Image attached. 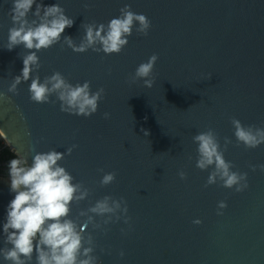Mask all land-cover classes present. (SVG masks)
Instances as JSON below:
<instances>
[{
    "label": "water",
    "instance_id": "1",
    "mask_svg": "<svg viewBox=\"0 0 264 264\" xmlns=\"http://www.w3.org/2000/svg\"><path fill=\"white\" fill-rule=\"evenodd\" d=\"M42 2L59 3L74 18L62 36L77 43L85 35L82 24H106L125 4L152 21L149 35L134 31L119 54L76 53L63 40L38 53L41 79L59 71L73 84L91 81L93 91L106 90L98 112L86 118L62 112L59 102H32L31 80L19 85L18 95L7 91L22 72L27 50L5 48L12 3L0 0V92L11 98L0 101L1 135L29 160L33 145L37 152H66L78 145L60 163L92 191L73 204V218L106 195L128 202L131 228L121 219L105 226L107 233L85 229L93 232L100 264H264V171L249 167L264 164V145L237 147L231 123L235 117L264 126V0ZM153 54L159 55L153 87L143 80L130 84L136 68ZM104 112L111 118L104 119ZM209 127L222 146L225 137L232 139L225 157L234 171L248 173L250 187L244 192L219 184L204 187L211 169L196 167L198 146L192 138ZM100 168L115 171V182L100 186ZM182 169L187 180L178 176ZM10 183V176H0V248L7 206L15 197ZM221 200L228 204L223 216L217 215ZM195 219L203 223L196 225ZM0 264L8 262L0 258Z\"/></svg>",
    "mask_w": 264,
    "mask_h": 264
},
{
    "label": "clouds",
    "instance_id": "2",
    "mask_svg": "<svg viewBox=\"0 0 264 264\" xmlns=\"http://www.w3.org/2000/svg\"><path fill=\"white\" fill-rule=\"evenodd\" d=\"M11 3L9 15L13 26L8 30L5 48L13 50L22 46L27 54L22 55L24 67L21 74L14 77L7 91L18 95L19 85L31 80L28 92L32 102H59L62 112L86 118L98 112L100 102L106 97V90L100 87L93 91L91 81L73 84L59 71L41 79L39 70L42 64L38 53L63 40L76 53L92 50L106 55L119 54L129 44V37L134 31L146 37L152 28V21L146 14H138L130 4H125L119 9V16L106 24H82L85 35L77 43L71 36H62L66 28L74 25L75 20L66 14V9L59 3L48 6L42 0L40 3L37 0H11ZM84 7L87 9L91 6L85 3ZM158 60L159 55L153 54L141 63L130 76L129 83L143 80L145 87L152 88ZM34 72L36 75L33 77ZM211 77L212 74H209L208 79ZM10 99L6 93L0 92V101ZM103 118L110 119L111 113L104 112ZM231 123L237 147L242 145L251 150L264 145V126L245 125L235 117L231 118ZM192 139L198 146L196 167L201 171L211 169L205 188L219 184L241 193L250 187L248 173L234 171L235 164L225 157L228 146L233 143L230 137L224 138L222 146L216 130L209 127ZM77 147L73 144L66 152L56 149L37 152L33 145L31 152L35 154L31 160L17 152V158L8 162L10 191L15 193V197L7 206L6 222L3 224L5 246L0 248V258L8 264H100V257L95 255L93 232H86L85 229L91 227L93 231L103 230L107 233L109 229L105 226L121 219L131 228L128 202L123 196L115 198L106 195L87 209H81L77 217H72L73 204L80 205L92 191L84 181L76 182V178L60 163ZM249 167L253 172L257 168L264 171V164H250ZM98 171L104 173L99 181L100 186L115 182V171L105 173L103 168ZM178 176L181 180H187L188 173L182 169ZM227 207L226 200L219 201L217 215L223 216ZM193 223L200 225L203 221L195 219ZM121 232L127 234L126 229H121ZM125 254L123 250L119 253L121 258Z\"/></svg>",
    "mask_w": 264,
    "mask_h": 264
},
{
    "label": "built area",
    "instance_id": "3",
    "mask_svg": "<svg viewBox=\"0 0 264 264\" xmlns=\"http://www.w3.org/2000/svg\"><path fill=\"white\" fill-rule=\"evenodd\" d=\"M7 149H9L11 152L14 151L0 133V176H9L8 175V162L12 158L11 156L5 155V151Z\"/></svg>",
    "mask_w": 264,
    "mask_h": 264
},
{
    "label": "trees",
    "instance_id": "4",
    "mask_svg": "<svg viewBox=\"0 0 264 264\" xmlns=\"http://www.w3.org/2000/svg\"><path fill=\"white\" fill-rule=\"evenodd\" d=\"M5 155L11 156L12 159L17 158L16 153L14 151L11 152L9 149L5 151Z\"/></svg>",
    "mask_w": 264,
    "mask_h": 264
}]
</instances>
